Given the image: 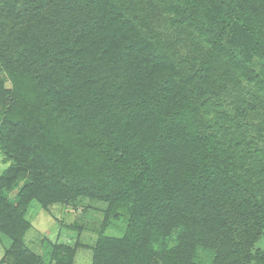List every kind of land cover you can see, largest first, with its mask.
Returning <instances> with one entry per match:
<instances>
[{"label":"trees","instance_id":"16d2710c","mask_svg":"<svg viewBox=\"0 0 264 264\" xmlns=\"http://www.w3.org/2000/svg\"><path fill=\"white\" fill-rule=\"evenodd\" d=\"M262 59L264 0H0L5 258L51 264L30 207L89 198L91 264H264Z\"/></svg>","mask_w":264,"mask_h":264},{"label":"rangeland","instance_id":"374dc122","mask_svg":"<svg viewBox=\"0 0 264 264\" xmlns=\"http://www.w3.org/2000/svg\"><path fill=\"white\" fill-rule=\"evenodd\" d=\"M251 45L248 42L242 48L250 51ZM236 47L240 49L239 45ZM250 62L252 65L257 63L256 68L264 72V59ZM9 164L10 160L0 150V176ZM18 188L15 187L10 193L15 196ZM104 207L103 203L89 198H79L71 204L55 203L48 207L33 203L27 214L30 227L26 231L24 245L41 255L47 263L57 264V260L52 258L56 251L55 245L64 244L74 247V264H91L92 245L102 228ZM125 230V219H115L105 232L111 236H123ZM6 244L0 238V261L4 259L5 264H13L5 258Z\"/></svg>","mask_w":264,"mask_h":264}]
</instances>
